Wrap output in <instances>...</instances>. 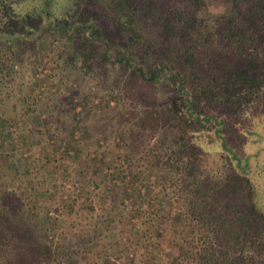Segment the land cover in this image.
I'll use <instances>...</instances> for the list:
<instances>
[{"label": "trees", "instance_id": "trees-1", "mask_svg": "<svg viewBox=\"0 0 264 264\" xmlns=\"http://www.w3.org/2000/svg\"><path fill=\"white\" fill-rule=\"evenodd\" d=\"M49 51L55 62L98 84L111 81L123 90L121 82L138 81L164 93L142 110L139 128L167 127L163 147L174 162L159 170V182L174 190L179 206L172 207L173 218L165 217L170 213H160L154 189L142 193L125 177H111L125 199L129 189L151 198L147 210L155 216L124 220L126 211L141 214V207L117 204L114 231L138 236L145 250H158L155 231L163 230L158 237L173 232V247L190 248L185 264H264V162L240 156L235 143V131L252 132V115L264 108V0H0V171L20 170L11 155L24 118L8 115L6 105L15 101L22 113H36L28 102L35 80L27 77ZM137 86L131 90L138 93ZM110 95L120 101L119 94ZM10 197L12 192L0 191V264H60L66 257L76 264H109L107 255L90 259L122 237L119 232L96 241L85 233L72 251L48 238L51 228L45 238L29 232L10 211ZM90 197L69 203L71 213L81 217L104 206ZM190 229L210 231L215 245L200 248L201 238L188 239ZM170 264L182 262L176 257Z\"/></svg>", "mask_w": 264, "mask_h": 264}, {"label": "rangeland", "instance_id": "rangeland-1", "mask_svg": "<svg viewBox=\"0 0 264 264\" xmlns=\"http://www.w3.org/2000/svg\"><path fill=\"white\" fill-rule=\"evenodd\" d=\"M50 53L29 79L27 77L29 81L32 76L35 80L28 102L35 104L36 113H25V107L22 113L21 105L15 101L6 105L8 115L23 116L25 125L21 122L20 129L13 128L22 131L17 138L16 150L11 155L20 170L4 168L0 171V191L14 194L7 199L12 206L9 210L25 222L29 232L38 230L43 238L47 237L46 231L51 228L48 238L55 244L65 243L72 251L81 246V237L85 233H90L91 239L96 241L104 234L119 232L122 237L110 239L112 246L100 250L99 255L94 254L90 263L104 260L107 255L109 264H151L149 256L155 259L154 264H170L176 257L185 264L190 248L186 246L179 250L180 247H173V232L158 237L157 234L163 230L159 233L155 231L152 240L158 250H145L138 236L128 238L126 233L114 231L116 227L112 220L117 216V204L125 208L130 204L129 209L137 205L141 207V214L128 215L126 211L124 220L141 222L155 216L147 210L151 198L139 193L136 195L129 189L125 199L121 189L111 185V177H125L134 186L141 187L142 193L154 189L158 196L156 200L162 205L160 213H170L165 217L173 218L172 207L179 206L174 190L163 188L164 183L159 182V170L163 166L169 168L172 166L169 163L174 162L169 150L163 147L167 127L161 122L154 125L148 123V132L139 128L142 110L146 106L151 108L164 93L153 86H139L138 81L134 85L126 84L127 80L121 82L123 90L114 88L111 81L106 86L98 84L97 80L84 77L71 65L65 67L60 62L59 65L55 62L56 56L52 58ZM136 85L138 93L130 87ZM110 92L119 94L120 101ZM45 105L47 110L43 107ZM85 106L90 109V119H86ZM34 115L38 117L36 120ZM252 117L250 124L253 131H235V143L240 156L264 162V108L255 111ZM175 163L179 169L184 168V161ZM167 176L169 183L168 173ZM88 194L95 201L106 203L81 217L72 214L69 203L76 200L81 204ZM77 197L80 199L77 200ZM90 222L91 228L88 225ZM187 236L189 240L194 237L198 241L201 238L198 241L200 248L204 243L214 244L216 240L215 235L206 229L200 234L190 229ZM99 244L102 246L103 242ZM11 255L8 253V256ZM67 259L60 264H76L73 262L75 259ZM45 264L56 263L47 261Z\"/></svg>", "mask_w": 264, "mask_h": 264}]
</instances>
